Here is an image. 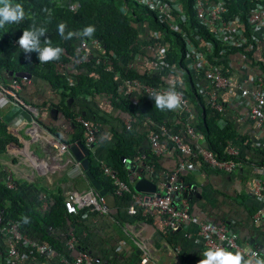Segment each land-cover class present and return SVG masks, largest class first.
<instances>
[{
    "label": "crops",
    "instance_id": "0c3cea01",
    "mask_svg": "<svg viewBox=\"0 0 264 264\" xmlns=\"http://www.w3.org/2000/svg\"><path fill=\"white\" fill-rule=\"evenodd\" d=\"M139 36L142 43L148 39L146 26L141 25ZM118 61L123 68L125 57L119 56ZM141 64L143 62H137L138 67ZM228 64V74L236 82L262 74L259 67L239 53L230 54ZM159 72L153 74L161 82L170 84L176 77L183 85L179 82L174 85L183 87L186 84L185 77L179 73L174 76L168 71ZM9 80L5 78L4 91L0 94V120L3 131L9 136L4 151L0 152L1 181L9 177L18 196L39 209L43 201L50 203L54 197L89 191L102 196L106 206L103 213L78 208L77 213L71 214L62 224L48 227V235L59 243L62 250L67 235L72 233L87 253L104 264H197L207 247L197 233L196 220L207 218L224 223L245 251L251 247L264 253V214L256 221L252 218L264 202L252 191L259 178L262 148L255 143L261 132L253 129L252 122L244 116L251 101L249 95L236 100L229 91L220 93L224 104L221 115L223 119H229L235 129L232 142L240 156L236 168L228 172L209 167L197 159L192 160L190 167L181 170L178 181L185 187L183 192L189 212L196 216V220L188 219L183 230L168 231L152 207L144 212L137 208L128 213V200L106 191L97 183L87 169L88 161L84 169L77 165L68 149L61 150L57 146L61 139H71L68 143L76 141L75 134L81 129L75 117L82 116L96 127L94 142L86 158L90 163L105 162L106 152L116 133L122 132L125 137L131 134L135 138L143 127V120L130 117V128L125 129L123 119L128 115L104 103L100 96L92 100L79 94L63 95L61 90L52 89L50 83L39 76H29L23 83L8 88ZM130 96L134 99L137 94L132 91ZM62 98L64 105L60 102ZM65 107L75 114L67 116L63 112ZM166 114L171 122L166 131L170 133L180 127L181 112L167 110ZM240 137L244 139L240 141ZM197 141L204 143L203 139L197 138ZM138 151L137 156L123 161V164L130 161L131 168L125 167L131 185L141 175L157 185L179 161V155L174 151L154 156L146 133L139 140ZM142 162L148 163L147 169L139 166ZM136 166L140 168L137 170ZM60 253L70 257L75 251Z\"/></svg>",
    "mask_w": 264,
    "mask_h": 264
},
{
    "label": "built area",
    "instance_id": "2783aa9c",
    "mask_svg": "<svg viewBox=\"0 0 264 264\" xmlns=\"http://www.w3.org/2000/svg\"><path fill=\"white\" fill-rule=\"evenodd\" d=\"M148 9L154 11L158 20L166 23L172 30H178L176 18L182 20L183 12L178 0H134ZM192 7L194 16L197 20L208 27L213 37L219 40L224 47L226 45L231 47L245 46L246 39L243 36V29L236 25L237 17H228L224 15L226 10L224 0H192ZM247 15V27L249 33L254 35L253 43L248 44L246 48H252L253 52L258 53L261 48V39H264V6L260 3L255 4ZM142 26H146L143 23ZM147 27V26H146ZM148 28V27H147ZM181 32V36L185 40V48L183 50V59L185 68L180 69V72L189 70L190 78L193 81L195 89L206 98V106L215 109L221 113L223 109V101L220 93L229 91L233 98L239 100L247 95L251 98L247 109L244 111V116L252 122L253 129L260 131V139L255 143L262 148L264 155V76L258 75L247 78L241 82H236L231 78L230 74L223 73L222 64L211 60L207 56L208 42L198 35L191 34L194 43ZM137 52H134L129 58L125 57L124 67H133L136 62H147L149 73L160 74V70H166V65L163 64L162 57L165 51V45L159 32L156 30L148 31V39L143 43L140 38L136 41ZM14 44V42L12 41ZM264 44V42H263ZM264 49V48H263ZM223 49H221V52ZM101 47L95 37L83 38L74 41L72 53L66 61L57 62L54 65L55 71H60L65 75L68 82L73 81V76L77 72V65L82 62H87L93 58L94 63H99V55ZM112 55V54H111ZM264 60V59H263ZM118 61V57H117ZM186 69V70H185ZM168 71V73L174 75ZM179 73V74H181ZM154 75V74H153ZM176 76V75H174ZM116 80V94L108 93V97H104L103 102H108L109 97H128L134 91L138 96L142 94L150 95L153 89L167 90L170 87L182 94V104L179 109L181 112L180 127L173 132L167 133V128L162 125L147 119V121L154 126V130L150 129L146 132V138L151 152L154 156H158L168 151H174L179 155L174 170L170 172L165 179L159 180L155 185V191L141 192L130 190L128 184L121 179L118 171L109 167L105 162L99 161V168L104 179H107L112 185L113 194L121 196L123 193H128L129 198L126 206V211L132 213L135 209L145 211L152 207L160 216L163 227L168 231L183 230L188 219L196 220L195 215H191L188 208V202L183 190L184 185L178 181V173L192 165V158L195 157L205 163L209 167L222 169L228 172L236 168L238 149L233 144L232 139L226 138L222 152L232 157H218L216 154L206 147L205 143L197 141L203 139L200 129L193 126L196 114L188 98L184 93L179 91L173 83L180 80L175 77L173 83L157 82L150 79H137L135 77L127 78L115 75ZM25 81L24 77L18 80H11L10 86H15ZM4 91L0 84V94ZM137 97L132 99L136 101ZM75 119L81 126L83 132L84 146L90 149L94 142V134L96 127L87 122L80 116ZM130 116L123 119V127L130 128ZM224 121L222 115L217 118V122L222 124ZM144 122V121H143ZM199 132V135H198ZM162 137L166 139L163 140ZM204 142V140H203ZM57 146L61 150L67 149V144L58 141ZM264 157V156H263ZM234 158V159H233ZM121 161H125L124 157H120ZM79 166L77 160L75 161ZM140 167L148 168V163L142 162ZM4 185L6 188L12 189L13 182L9 177H4ZM253 194L264 202V162L260 165L259 178L252 189ZM182 193L184 196H182ZM48 202L43 201L40 204L41 211L48 207ZM62 205L67 213L75 214L78 208H87V210L103 213L106 211V206L102 196L89 191L87 193L77 194L73 192L66 193L62 197ZM264 214V206L255 210L252 218L254 221L260 219ZM197 221V233L200 236L205 247H213L216 244H222L223 247L229 250L245 251L237 242L236 235L229 231L226 225L222 222H217L210 219H199ZM75 239L72 233H69L64 241V248L61 251L74 250L72 256H66L64 253L56 250L52 244L47 243L41 239L31 237L26 233L20 231L18 221L7 217L0 207V245H2V259L3 264H104L96 256H92L88 251L76 250ZM20 248L24 250H20ZM260 251L259 249H252ZM246 252V251H245ZM36 254L51 260L55 259V263L47 261L42 263H34L30 261L29 254ZM144 257L141 258V261Z\"/></svg>",
    "mask_w": 264,
    "mask_h": 264
},
{
    "label": "trees",
    "instance_id": "16d2710c",
    "mask_svg": "<svg viewBox=\"0 0 264 264\" xmlns=\"http://www.w3.org/2000/svg\"><path fill=\"white\" fill-rule=\"evenodd\" d=\"M178 1L184 18L180 20L174 16L179 29L172 30L166 23L156 18L154 11L136 3L134 0H15V2H19L24 6L26 16L25 20L19 24L5 25L4 28L0 29V82L4 85L5 78H9V71H22L31 77L33 75L45 78L52 89L61 90L63 95L72 97L79 94L89 96L92 100L95 96L108 97V93L116 94L115 75L127 78L135 77L137 79L152 78L154 81L161 83L160 79L147 71L149 70L147 62L139 67L136 62L133 67L123 69L119 65V61H117L119 56L130 58L134 52L138 51V42L136 41L140 37V28L143 23L148 27V31L156 30V32H159L165 45L162 61L166 65V70L171 73H173V70L175 71L174 73H181L180 69L185 68L183 59L185 40L181 36L180 31L182 30L192 43H194L193 35H198L208 42L207 56L211 60L222 64L223 73H228L229 71V55L239 53L259 67L264 76V39H261V51L258 53L255 54L252 48H246L248 44L253 43L254 37L252 33H249L246 14L257 3L264 6V0H224L226 7L224 15L231 18L236 16L235 24L243 29L242 32L246 39V44L240 47L228 45L223 47L219 40L211 35L210 29L200 23L194 16L192 0ZM61 22L67 25L66 32L69 30L79 31L87 25H93L95 33L92 37L97 39L101 47L99 63H94L93 58H91L87 62L78 64L76 67L77 72L74 74L72 82H68L63 73H58L54 69V65L57 62L68 59L72 53L74 41L77 39L73 38L65 41L59 36L57 27ZM33 23L37 26L46 27L47 35L51 39L52 45L60 46L64 49L58 61L42 64L39 63L36 53L25 54L19 48L16 41L22 34V30L30 27ZM221 49H223L222 52ZM140 67L141 69H139ZM190 74L189 70L183 71L181 75L185 77L186 84L183 87L177 85L175 87L186 95L189 103L194 108L196 119L193 126L200 129L206 147L212 150L216 156L232 158L222 152V148L226 138L232 139L235 136V129L227 118L224 119L222 124L217 122V118H219L221 113L206 106V98L195 89ZM13 78L17 79V77ZM60 102L64 105L63 98ZM106 103L113 105L130 117L144 121L142 129L135 138L131 134L125 137L122 132H117L112 146L105 155V163L118 171L121 179L128 184L132 191L131 184L128 181V171L120 157L127 159L138 155L140 138L148 130H154L153 124L149 123L147 119L162 124L166 128L171 126V122L167 120V110L161 111L157 109L149 95L146 94L139 95L136 101H132L130 97H109ZM63 112L67 116L75 114L67 107L63 109ZM8 139L9 136L3 131V124L0 120V152L4 151ZM75 139L84 144L82 132L75 134ZM243 139V137H240V141ZM61 140L68 142L71 139ZM261 154L260 165L264 162L262 150ZM238 156L235 158L237 161L240 159ZM150 158H153V156L151 155ZM192 160H197V158L193 157ZM87 161V169L92 174V178L97 183H100L106 191L113 193L112 185L107 179H104L105 177L100 171L98 162L90 163L89 159ZM128 195L125 192L121 196L127 200L129 198ZM0 207L7 217L18 221L20 231L52 244L58 251L62 250L59 243L47 233L48 227L60 225L67 217H71V213H67L63 208L61 196L54 197L48 207L41 211L31 202L23 201L14 188H6L0 179ZM23 216L29 218L30 222L28 224L22 222L21 217ZM74 244L77 250L87 251L78 242H74ZM1 249L2 245H0V264H3ZM20 250L24 249L20 248ZM29 259L34 263L45 261L55 263L56 261V258L51 260L34 253L29 254Z\"/></svg>",
    "mask_w": 264,
    "mask_h": 264
},
{
    "label": "clouds",
    "instance_id": "9594fccd",
    "mask_svg": "<svg viewBox=\"0 0 264 264\" xmlns=\"http://www.w3.org/2000/svg\"><path fill=\"white\" fill-rule=\"evenodd\" d=\"M25 16V9L21 3L15 2V0H0V29L4 28L5 25L19 24L25 20ZM66 28L67 25L63 22H61L57 27L59 36L65 41L77 38L83 42V38H91L95 33V27L93 25H87L79 31L69 30L66 32ZM16 43L25 54L33 52L36 53L39 63L42 64L58 61L64 52L62 47L52 45V41L47 35V28L44 26H37L35 23L22 30V34L17 39ZM56 72L61 73L60 71ZM8 77L10 79V83V81L14 78L9 75ZM19 78L20 77H17L15 80H18ZM24 78L27 79V77ZM1 85L3 86V84ZM9 87L12 86H8V88ZM128 97L132 100L130 95H128ZM136 97L138 98V95ZM103 98L104 97H101V99ZM149 98L154 102L155 107L161 111L177 110L182 104V94L177 92L173 87H170L167 90L153 89ZM87 122L90 123L88 120ZM78 126L81 129L79 123ZM60 141L66 143L68 149L70 143L63 140ZM82 145L85 147L84 144ZM87 151L89 152L88 149ZM21 220L24 224H28L30 222L27 216L21 217ZM197 264H264V253L254 251L251 247H249L246 252L242 250L231 251L223 247L222 244H216L213 247H208L201 253V259H199Z\"/></svg>",
    "mask_w": 264,
    "mask_h": 264
},
{
    "label": "water",
    "instance_id": "95a60500",
    "mask_svg": "<svg viewBox=\"0 0 264 264\" xmlns=\"http://www.w3.org/2000/svg\"><path fill=\"white\" fill-rule=\"evenodd\" d=\"M9 76H13V77H29V75L25 72L22 71H16V72H8ZM69 152L71 153V155L73 156V158L75 160H77V162L79 163V165L82 168H86L87 166V154L88 151L85 147H83V145L77 140L73 143H70L68 146ZM126 166L130 167V161H128L126 164H124ZM135 169H139V166L134 167ZM137 169V170H138ZM142 171V169H141ZM140 171V172H141ZM132 189L134 191H141V192H149V191H155V184L152 183V181L148 180L145 176L141 175L138 176L137 179H135L132 182L131 185ZM183 195V193H182Z\"/></svg>",
    "mask_w": 264,
    "mask_h": 264
},
{
    "label": "rangeland",
    "instance_id": "374dc122",
    "mask_svg": "<svg viewBox=\"0 0 264 264\" xmlns=\"http://www.w3.org/2000/svg\"><path fill=\"white\" fill-rule=\"evenodd\" d=\"M147 18V16H145ZM149 19V18H148Z\"/></svg>",
    "mask_w": 264,
    "mask_h": 264
}]
</instances>
